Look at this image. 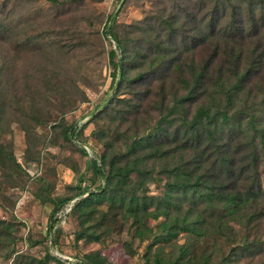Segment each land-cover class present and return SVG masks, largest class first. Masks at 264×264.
I'll use <instances>...</instances> for the list:
<instances>
[{"label": "rangeland", "instance_id": "374dc122", "mask_svg": "<svg viewBox=\"0 0 264 264\" xmlns=\"http://www.w3.org/2000/svg\"><path fill=\"white\" fill-rule=\"evenodd\" d=\"M55 1L0 0V264H49L56 254L90 264H264V253L256 250L254 254L260 253L256 256L243 251L230 239L211 236L206 229L173 236L171 223H164L163 218L120 215L107 202L99 204L93 220L83 226L80 217H69L64 209L58 214L62 221L49 231L55 203L78 199L79 185L94 190L101 184L93 175L92 155L100 159L108 143L113 145L112 153H125L132 136L145 134L155 138L168 135L174 147L171 135L197 108L189 102L176 103L188 88L177 84L180 77L175 74L170 80L176 86L168 91L174 94L167 95V105L153 97L141 104L142 112L129 122L126 101L140 88L125 83L115 88L112 83L108 53L115 44L104 36L108 17L115 15L113 30L125 44V57H129L125 62L132 67L127 78L131 79L163 59L154 52V44L171 51L185 38L195 37L184 17L189 7L198 10L194 5L200 0ZM242 11L245 15L248 9ZM200 16L199 12L198 19ZM168 20L178 30V40L174 34L169 37L173 40H168L169 29L164 24ZM255 40L252 37L231 45L242 54L244 67L252 60ZM191 50L181 62L199 68L206 51ZM137 52L138 57L134 56ZM103 104L107 107L102 115L93 117ZM246 104L251 121L255 117L254 121L264 126L262 97L248 98ZM74 125L79 142L68 136ZM164 127L168 132L160 131ZM109 132L117 135L103 138V133ZM187 155L183 153L184 158ZM149 156H153L152 150L135 151L140 169L158 174L163 163H167L166 169L171 168L170 159ZM256 167L252 173L259 172L264 186V155H259ZM159 176L160 181L153 175L154 182H147L146 192L153 199L166 190V179ZM155 206L148 203L149 215ZM177 214L171 218L182 219L184 209ZM256 223V235L264 240V219ZM232 226L237 242L247 233L250 238L255 235L235 222Z\"/></svg>", "mask_w": 264, "mask_h": 264}, {"label": "trees", "instance_id": "16d2710c", "mask_svg": "<svg viewBox=\"0 0 264 264\" xmlns=\"http://www.w3.org/2000/svg\"><path fill=\"white\" fill-rule=\"evenodd\" d=\"M175 6L180 8L181 3ZM194 6L198 10L189 7L184 18L187 25L192 26L189 32L195 37L187 36L180 46L171 47V51L165 50L167 48L161 44H154V52L162 54L163 59L131 79L127 78L132 67L125 62L129 59L127 55L125 57V44L113 30L115 15L108 17L104 36H109L115 44V49L108 53L112 83L115 88L123 83L140 88L135 97L126 101L131 114L129 122L142 112L141 104L153 97H159L162 106L167 105V95L174 94L168 91L176 86L170 80L175 74L180 77L177 84L188 88L185 95L176 98V103L189 102L197 108L190 119L171 135L175 141L174 147H171L169 141L172 140L168 139V135L161 138L150 134L132 136L127 151L118 154L112 153L111 143H106L100 159L93 155L90 159L93 175L101 184L94 190L79 185L75 195L78 199L72 200L70 197L55 203L49 215L50 232L55 224L62 221L58 214L71 202L67 214L69 217H80V226L92 221L97 206L107 202L120 215L135 219L149 216L163 218L164 223H171L173 236L180 231L195 234L206 229L211 236L230 239L235 242V247L243 251L254 254L258 250L264 253V240L256 235V222L264 219V186L259 172L252 173L257 168L259 155H264V126L257 124L255 117L251 121L246 104L248 98L255 100L258 96L264 102V0H240L234 4L230 0H200ZM243 8L248 9L245 15ZM199 12L201 16L198 19ZM245 16L248 17L246 20ZM164 24L169 29L167 38L174 34L175 40H178V30L169 20ZM252 37L256 38V45L251 51L252 60L244 67L242 54L231 45ZM35 45L42 46L40 43ZM200 48H204L207 55L202 65H198L199 68L193 64L188 67L181 62L191 49L195 51ZM188 75L190 77L185 78ZM106 107L103 104L92 114L93 117L102 115ZM167 128L160 131L168 132ZM77 130L74 125L68 132V136L76 141ZM113 134L117 135L115 132ZM113 134L103 133L102 136L112 138ZM165 146L168 149H164ZM137 149L152 150L153 156L149 158L153 160L170 159L171 168L166 169L167 163H163L158 174L153 170L140 169L138 159L134 158ZM183 153L189 155L184 158ZM153 175L158 178L157 181L161 180L159 175L166 179L165 193L155 199L146 192L147 182L155 180ZM152 202L156 206L153 215H149L147 207ZM182 209V219L171 218L179 216L177 211ZM67 214L64 220H67ZM232 222L240 229L253 231L255 235L250 238L247 233L245 239L237 242V232ZM257 254L260 253L254 255ZM56 262L57 259L52 256L49 264Z\"/></svg>", "mask_w": 264, "mask_h": 264}, {"label": "built area", "instance_id": "2783aa9c", "mask_svg": "<svg viewBox=\"0 0 264 264\" xmlns=\"http://www.w3.org/2000/svg\"><path fill=\"white\" fill-rule=\"evenodd\" d=\"M71 204H72V202L65 207V213H67L70 210ZM53 256L58 261V262L53 263V264H84V262L81 259H79L77 257H74V256L60 255V254H58V255L56 254V255H53Z\"/></svg>", "mask_w": 264, "mask_h": 264}]
</instances>
